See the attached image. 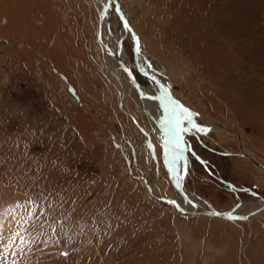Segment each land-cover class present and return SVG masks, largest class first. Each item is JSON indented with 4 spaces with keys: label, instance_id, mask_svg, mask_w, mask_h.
<instances>
[{
    "label": "rangeland",
    "instance_id": "374dc122",
    "mask_svg": "<svg viewBox=\"0 0 264 264\" xmlns=\"http://www.w3.org/2000/svg\"><path fill=\"white\" fill-rule=\"evenodd\" d=\"M118 3L147 68L195 124L232 130L264 166V0ZM99 20L92 0H0V264H264V219L182 211L163 182L149 191L156 174L168 180L164 150L132 101L154 171L104 74ZM122 47L138 66L132 39ZM182 126L191 196L221 212L264 202L233 133Z\"/></svg>",
    "mask_w": 264,
    "mask_h": 264
},
{
    "label": "bare ground",
    "instance_id": "6f19581e",
    "mask_svg": "<svg viewBox=\"0 0 264 264\" xmlns=\"http://www.w3.org/2000/svg\"><path fill=\"white\" fill-rule=\"evenodd\" d=\"M92 1L94 2L100 17L99 25L97 28V37L99 41L98 45L100 46V53L102 55L104 74L107 77L108 81L113 84V86L116 88V95L119 104L123 112L129 117L132 125L135 126L134 131L138 140L137 143H139V145L142 144L144 146V150L147 156L150 157L149 159L152 166L151 169H153L154 171L157 168V162H154L151 159V157L155 159V155L153 153V144L149 135L145 133V131L139 125L135 123V117L133 118L132 114L128 111V108L131 105L132 101L140 103L142 110L147 113L148 116L151 118L153 127L157 130V136L164 150L163 155L165 157L166 164L168 165V168L170 170L171 178L168 177V180H165L163 179V177L160 176V174H156L154 172L156 174L154 176V180H149L148 182L152 185L151 187H148L149 191L151 192L152 190L156 195L157 189H154L153 187H155V184L159 185V182H163L164 187H166L167 185H172L175 188L176 196L172 200V203H174L176 207H178L180 210L191 213L199 211L200 208L209 211H218L211 208L209 205H204L203 203L199 202L197 198L191 196L189 192H187L183 187V178L185 179V168L183 165L185 154L184 144L182 141L184 133L186 131L183 128L182 123L183 120L186 118L191 123L192 128L195 129L198 134L201 135H205L211 130L233 133L237 138L239 148L241 149L240 153L244 154L243 157L249 160L257 168V171L261 175V177L264 178V166L261 164L260 161L256 160L255 157H253L249 152L244 149L239 136L235 132L229 130L226 127L218 125H213L209 127H199L191 119L185 108L179 106L177 103L175 104V99L173 98V96L168 100V105H165L166 94L165 90L161 86L155 84L154 90L144 89L140 87V85L137 83V81L132 75L133 69L138 70V68H140L144 72V74L153 77L156 81L158 80L155 78L154 72L150 68H147L149 63L146 61V56L144 55L142 44L140 43L139 38L136 44H134L132 40V43L135 46V53L137 54L139 61L138 66H134L127 59V56L123 50L124 48L122 47L123 39L127 37L132 39L131 34L129 33L126 26L123 25L121 22V36H117L115 34L114 22L115 20H119V18L117 16V11L113 3L107 0L106 5H101L102 3H99L96 0ZM115 3L117 4L119 12L127 20L126 11L119 5L118 0H115ZM142 76L146 77L145 75ZM139 145L136 144L134 146V151L136 152V158L138 160H141ZM251 160L257 161L261 164V166L259 167L255 165ZM176 173H178L180 178L176 176ZM179 189H182L185 196L190 201L195 203L197 207H193L191 206V204L186 202L183 199L182 195L179 193ZM231 217H247V220H250L252 218L264 219V202H260V204L241 203L240 206L233 210Z\"/></svg>",
    "mask_w": 264,
    "mask_h": 264
},
{
    "label": "water",
    "instance_id": "95a60500",
    "mask_svg": "<svg viewBox=\"0 0 264 264\" xmlns=\"http://www.w3.org/2000/svg\"><path fill=\"white\" fill-rule=\"evenodd\" d=\"M113 3L116 11H117V16L120 20V22L126 26V28L128 29L129 33L131 34L132 36V40H133V43L136 44L137 41H138V35L136 34V32L132 29V27L130 26V24L127 22L126 18L119 12L118 10V7H117V4L115 3V0H109ZM138 73H140L141 75H145L148 79H150L154 84L156 85H159L161 86L164 90H165V94H166V101H165V105H168V100L170 98H172V95L171 93L167 90V88H165L161 83H159L158 81H156L153 77L149 76V75H146L144 74V72L138 68ZM177 102L175 101V104ZM178 104V103H177ZM241 156H243L244 154H241ZM255 165L257 166H261L260 163H258L257 161H254V160H251ZM185 162H186V159L184 158V168H185ZM163 165L166 169V172H167V175L169 178H171L170 176V170L168 168V165L166 164V161H165V157L163 155ZM185 176V174H184ZM183 181H184V178H183ZM179 193L182 195L183 199L188 202L189 204H191V206L193 207H197V205L195 203H193L192 201H190L184 194L183 190L179 189ZM238 206H240V202L237 203L232 209L230 210H227V211H223V212H218V211H209V210H206V209H203V208H200L199 211L195 212L194 214H197V215H202V216H208V217H212V218H218V219H223V220H228V221H244V220H247V217L245 218H234V217H231V214L233 213V210L236 209ZM187 212V211H185Z\"/></svg>",
    "mask_w": 264,
    "mask_h": 264
}]
</instances>
